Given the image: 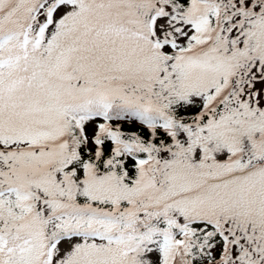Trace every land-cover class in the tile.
<instances>
[{"label":"snow or ice","instance_id":"snow-or-ice-1","mask_svg":"<svg viewBox=\"0 0 264 264\" xmlns=\"http://www.w3.org/2000/svg\"><path fill=\"white\" fill-rule=\"evenodd\" d=\"M0 264H264V0H0Z\"/></svg>","mask_w":264,"mask_h":264}]
</instances>
